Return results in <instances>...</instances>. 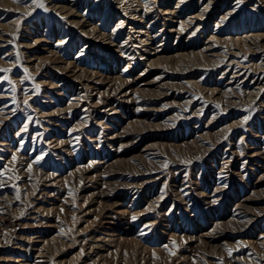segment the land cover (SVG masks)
Instances as JSON below:
<instances>
[{"label":"rangeland","instance_id":"rangeland-1","mask_svg":"<svg viewBox=\"0 0 264 264\" xmlns=\"http://www.w3.org/2000/svg\"><path fill=\"white\" fill-rule=\"evenodd\" d=\"M42 3L0 0V264H264L263 0Z\"/></svg>","mask_w":264,"mask_h":264},{"label":"bare ground","instance_id":"bare-ground-1","mask_svg":"<svg viewBox=\"0 0 264 264\" xmlns=\"http://www.w3.org/2000/svg\"><path fill=\"white\" fill-rule=\"evenodd\" d=\"M139 3H140V2H139ZM210 3H211V0H208V3L205 5V8H208ZM263 3H264V0H263ZM8 4H9V3H8ZM8 4H7V5H8ZM12 5H14V4H12ZM140 5H141V3H140ZM148 5H149V4H148ZM148 5L145 4V3H143V5H141V6H142V9H144L143 11H145L147 8H149ZM14 6H15L16 8H18L17 5H14ZM14 6H13V7H14ZM16 8H15V9H16ZM202 12H203V11H200V16H201V15H204ZM103 15H104V14H103ZM104 17H105V15H104ZM258 38H259V36L256 35V40H257ZM254 39H255V38H254ZM233 41H234L236 44L238 43V45L241 46L240 48H241L242 50H246V52H247V50L249 49V46H248L249 44L246 43V42H247L246 39H244V38H237L236 41H235V40H233ZM240 51H241V50H240ZM186 56H188V55H186ZM181 57H182V58L179 57L180 60H179L178 58H177V59H178V61L183 62V64H186V63H187L188 65H189V63L197 64V63H195V62L197 61L196 58L188 59V57H185V55H182ZM183 57H185V58H183ZM177 59H176L175 61H177ZM218 61H220V60H218ZM176 64H177V63H176ZM176 64H175V65H176ZM187 64H186V65H187ZM215 64H216V63H215ZM177 65H178V64H177ZM179 65H180V64H179ZM188 65H187V66H188ZM257 66L260 67L261 65H260V66L257 65ZM258 67H257V68H258ZM173 68H174V67H173ZM255 68H256V67H255ZM174 69H175V68H174ZM178 69H179V68H178ZM260 69H261V68H260ZM260 69H259V70H260ZM227 70H228V69H227ZM249 70H251L250 67H249ZM262 70L264 71V68H263ZM251 71H253V70H251ZM254 71H255V69H254ZM235 72H236V71H235ZM240 72H241V71H240ZM243 72H244V71H243ZM246 72H248V71H246ZM233 73H234V72H233ZM237 73H238V72H237ZM255 73H256V72H255ZM259 73H260V71H259ZM238 74L241 75V73H238ZM246 74H247V73H246ZM253 74H254V73H253ZM263 74H264V72H263ZM236 75H237V74H236ZM255 75H256V74H255ZM233 76H234V74H233ZM260 76H261V75H260ZM260 76H259V77H260ZM231 77H232V76H231ZM253 78H254V77H253ZM254 80H255V79H254ZM260 83H261V78H258V79L256 80V85H257V84H260ZM262 83H263V82H262ZM262 83H261V84H262ZM261 86H262V85H261ZM261 86H260V88H261ZM3 111H4V110H3ZM6 113H7V112H6ZM10 116H11V115H10ZM4 118H5V117H4Z\"/></svg>","mask_w":264,"mask_h":264},{"label":"snow or ice","instance_id":"snow-or-ice-1","mask_svg":"<svg viewBox=\"0 0 264 264\" xmlns=\"http://www.w3.org/2000/svg\"><path fill=\"white\" fill-rule=\"evenodd\" d=\"M242 0H237V3H241ZM31 5H34L35 8H40V9H44L45 11H47V9L45 8L44 4L42 3V0H31ZM35 8H33V11L35 10ZM31 13H27V15H30ZM0 71H8L7 69H0ZM25 71H27L25 69ZM25 103H27V101H25ZM249 119V117L245 116L244 120L247 121ZM25 126V130H26ZM79 139V137H77V140ZM13 159H15V157H13ZM40 159H42V157H37V161H39ZM199 159V158H197ZM188 163H191V161H188ZM167 165H165L166 167ZM226 186V185H225ZM17 199H19V194L17 193ZM161 199H163V197H161ZM61 211H63V209H61ZM132 220H136L137 217L135 215H133L131 217ZM143 234V233H142ZM173 244H175V241H173ZM165 248H167V245H165ZM229 252L231 253V250H229ZM171 255H174L175 253H170Z\"/></svg>","mask_w":264,"mask_h":264}]
</instances>
